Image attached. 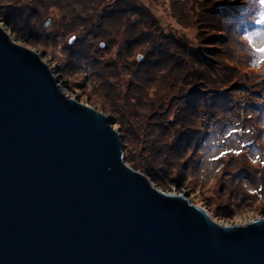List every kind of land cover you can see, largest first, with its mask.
<instances>
[{"label":"water","instance_id":"95a60500","mask_svg":"<svg viewBox=\"0 0 264 264\" xmlns=\"http://www.w3.org/2000/svg\"><path fill=\"white\" fill-rule=\"evenodd\" d=\"M56 82L0 27V264H264V219L219 225L158 190Z\"/></svg>","mask_w":264,"mask_h":264},{"label":"trees","instance_id":"16d2710c","mask_svg":"<svg viewBox=\"0 0 264 264\" xmlns=\"http://www.w3.org/2000/svg\"><path fill=\"white\" fill-rule=\"evenodd\" d=\"M63 1L53 0L59 3L58 8L63 7ZM226 1L188 0L182 8L189 10L194 34L187 38L163 32L157 19L138 0H66L68 27L77 39L82 38L81 44L89 43L87 48H94L95 54L103 52L97 50L98 43L100 48L102 45L108 48L110 65L105 80L113 81L115 85H111L115 89L102 88L110 92L111 99L103 100L101 106L116 115L113 122L121 130L124 161L158 187L163 184L158 178L159 170L172 185L182 184L179 173L174 176L173 172H163L170 152L175 147L181 148L178 160L183 152L186 155L188 151L198 150L210 136L212 124L217 129L221 123L225 127L229 122L224 116L242 115L256 133L263 132L255 125L254 117L264 119V62L260 70L253 68L259 54L242 38L257 27L258 13L256 18H248L252 0H237L229 5ZM49 3L48 0H6L0 7L4 13L11 14L0 22L16 40L42 39L38 45L47 46L43 40L47 37L49 41V36L40 37L44 32L40 26L45 27L42 17L50 16L48 12L54 6ZM36 24L39 30L34 32L32 25ZM66 35L54 34L55 37ZM225 48V53L228 50L231 53L223 61ZM244 65L252 70L243 72ZM86 66L82 69L87 70ZM122 85L127 86L123 92ZM235 93L238 97L233 99ZM96 94L105 95L101 91ZM253 98L256 101L251 102ZM202 122L210 128L197 134ZM141 145H146L156 157L154 163L142 154L133 161L130 152ZM233 158L238 159L234 155L230 160ZM141 162L144 165L139 166ZM186 162L178 164L179 168ZM241 168L239 171H244Z\"/></svg>","mask_w":264,"mask_h":264},{"label":"rangeland","instance_id":"374dc122","mask_svg":"<svg viewBox=\"0 0 264 264\" xmlns=\"http://www.w3.org/2000/svg\"><path fill=\"white\" fill-rule=\"evenodd\" d=\"M48 1L54 4V6L48 12L50 16L42 17V19L43 23L47 21L49 23L46 28L44 25L40 26L42 31H44L40 33V37L43 38L45 34L49 36V41L47 37L43 40V44H48L47 46L38 45L42 41L40 37L41 40L37 42H20L12 37L9 32L5 31L6 28L2 22H0V27L12 42L34 52L41 59L53 78L57 80L56 83L64 96L95 109L111 120V126L118 131L123 147L122 135L120 134L121 130H118V127L113 122L116 115L109 109L101 106L105 102L103 100L111 99L110 92H104L102 88L109 90L115 89L111 85L114 84L113 81L107 82L105 80L106 72H108L107 68L110 65L108 61V48H105V45H102L100 48L101 44L98 43V47L96 46L97 50H103V52L101 53L102 55L96 52V56L94 48H87L86 45H89V43H84L86 45L81 44L82 38L77 39L75 32L70 31V27H68V12L65 8L67 4L66 0L63 1L62 8L56 7V4L59 3L53 2V0ZM138 1L141 6L149 10L157 19L159 28L163 32H173L177 36L187 38L193 36L194 28L191 26L192 17L189 15L188 8L183 9L188 0ZM236 1L227 0L226 5ZM1 4L5 5L6 0H0ZM249 6L248 18L252 19V16L256 18L258 13L259 19V14L264 9L255 3V0H252ZM70 13L72 14L73 11L70 10ZM10 14V11L4 13L0 7V21L3 18H8ZM20 15L22 16V12H20ZM32 28L36 30L34 32L39 30L37 24L36 26L32 25ZM63 32L64 34L67 33V35L54 36V34L59 35L63 34ZM248 33L257 34L252 36V43L250 45L253 49L264 43V24L257 23V27L249 30ZM51 34H53V38ZM239 41L243 44L240 39ZM225 51L226 48L224 53ZM136 53L137 51L134 54ZM230 53L228 50L225 53L224 59L222 56V60H227L228 57L226 56H230ZM259 56L258 59L260 60ZM84 64L88 65L86 66L89 67L87 70L82 69ZM261 64L263 62L255 65L253 68L258 71L260 70L259 66ZM251 70V67L249 68L245 65L242 69L243 72H250ZM126 87V85H122L123 90L121 92ZM96 91H101L105 95H98ZM113 96H115V93H113ZM237 97V93H235V96H232L233 99ZM124 98H119V100L121 99L122 101ZM253 100L255 98L250 99L251 102ZM232 101L234 102V100ZM223 119L229 122L225 127L221 123L217 129L214 126L215 123L212 124L210 136L198 150L188 151L186 155L183 152L182 157L178 160L176 158L181 148L175 147V151L170 152L171 155L167 161V165L162 168L163 172L164 174L173 172L174 176L179 173V177H183V180L179 178L182 184L172 185V183H169L161 176L160 170L158 178L163 184L158 187L153 182H150L155 188L164 193L186 197L191 204L204 210L219 225L241 226L256 220H263L264 166L261 165L260 161L264 160V119L254 117L256 119L255 125L263 129V132L260 134L256 133L251 123L242 115H227ZM209 128L208 124L202 122L197 130V134ZM129 148L132 150V144ZM138 149H140L139 152ZM138 149L130 152L131 155L129 154L133 161L138 158L139 154H142L144 158L148 159V162H155L156 157L146 149V145H141ZM221 153H225V155L221 156ZM234 155L238 158L236 160L239 163L234 158L230 160L231 156ZM183 161L188 162L179 168L178 164L183 163ZM163 162L164 159H162ZM177 162L179 163L177 164ZM141 165H144V163H139V166ZM240 165L244 169L242 172L239 171L241 168Z\"/></svg>","mask_w":264,"mask_h":264},{"label":"snow or ice","instance_id":"6c2138e0","mask_svg":"<svg viewBox=\"0 0 264 264\" xmlns=\"http://www.w3.org/2000/svg\"><path fill=\"white\" fill-rule=\"evenodd\" d=\"M251 2V0H249ZM255 3L259 4L262 9H264V0H255ZM256 23L264 24V11H262L259 14V19L256 21ZM257 35L256 33H245L242 37L245 41H247L249 44L252 43V36ZM255 52L260 55V60L256 63L259 64L261 62H264V43H262L259 47L255 48ZM238 154V153H237ZM225 155V153H221V156ZM261 165L264 166V160H261Z\"/></svg>","mask_w":264,"mask_h":264}]
</instances>
